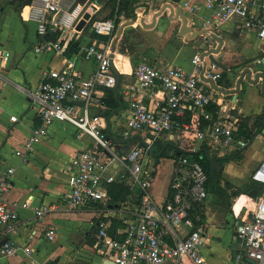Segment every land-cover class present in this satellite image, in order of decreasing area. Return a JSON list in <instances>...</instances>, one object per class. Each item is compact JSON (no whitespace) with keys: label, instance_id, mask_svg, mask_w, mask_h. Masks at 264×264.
Listing matches in <instances>:
<instances>
[{"label":"built area","instance_id":"obj_1","mask_svg":"<svg viewBox=\"0 0 264 264\" xmlns=\"http://www.w3.org/2000/svg\"><path fill=\"white\" fill-rule=\"evenodd\" d=\"M201 2L209 12V16L201 20L210 31L233 22L239 29L264 40V0ZM73 4H65L63 0H31L27 18L36 25L34 55L62 54L70 41L68 36L77 32V24L90 10L86 25L91 33L99 37L113 34L115 19L94 18L97 7L91 0L72 8ZM181 9L197 13L200 6L183 3ZM54 34H58L55 39L49 37ZM112 55L109 45L101 47L92 42L80 50L83 60L95 64L89 77L79 79L72 66L45 71L39 86L30 94L36 103L39 124L33 127L22 150L16 152L17 156L24 159L55 122L72 126L77 138L85 136L90 142L70 157V189L63 206L31 205L29 200L19 206L31 208L38 220L61 208L95 211L94 238L101 262L203 264L200 249L205 241L203 214L208 196L205 170L198 161L179 151L178 156H172L168 197L163 203H157L151 194L155 170L148 163L152 158V145L164 135L176 136L190 152L205 147L218 156L232 147L238 137V119L223 114L221 94L207 82L213 80L220 86L222 71L202 53L192 57L191 72L175 66L137 64L131 73L133 83L123 89L127 108L116 118L121 127L116 138L140 137L141 141L117 152L115 147L119 144L108 132L111 115L106 118L91 112L106 109L102 90L116 89L118 85L110 66ZM248 142L240 137L236 144L242 148ZM174 147L182 150L180 146ZM113 165L118 167L117 171L112 170ZM13 175V168L0 175V259L21 250L8 240L3 242L4 237L14 231L18 220L16 210L5 201V194L13 188ZM250 180L262 191L244 201L238 211L235 204L240 197L235 200L232 207L235 233L249 264H264V157L252 171ZM111 183H123L137 196L136 202L127 201L120 206L124 223L121 228L112 229L105 216L111 204L107 190ZM54 236L53 229L45 233L49 241ZM23 251L29 254L32 250L26 247Z\"/></svg>","mask_w":264,"mask_h":264},{"label":"crops","instance_id":"obj_2","mask_svg":"<svg viewBox=\"0 0 264 264\" xmlns=\"http://www.w3.org/2000/svg\"><path fill=\"white\" fill-rule=\"evenodd\" d=\"M65 4H73L76 0H63ZM171 0H134L133 8L136 14L135 19L118 17L119 24L110 37H99L91 33L87 25L76 33L70 34V39L62 54L45 53L34 55L32 49L36 43L34 22L28 20L29 7L21 8L19 0H0V175L9 168L14 169L13 188L5 194V201L14 208L17 213V224L14 231L4 237L3 241H10L21 248L14 256L0 259V264H101V259L96 252V241L94 238L97 222V214L92 209L66 210L57 209L36 219L31 208H22L19 204L29 200L31 205L63 206V200L69 192L68 170L70 168V157L74 151L90 142L88 137L77 138L75 129L60 122L53 123L48 128L47 135L36 145L31 152L26 153L24 159L16 155L21 151L24 142L28 138L33 127L39 124L36 103L30 96L39 86L41 77L45 71L58 70L72 66V70L79 79H85L94 71L95 64L92 61H85L80 56V50L84 46L96 42L101 47L109 45L113 52L112 64L119 74L116 95L120 101L118 109L110 116L108 129L109 135L115 139L117 152L128 150L137 142L140 137L130 139H117L116 135L121 130L120 123L116 121L118 115L127 108L126 97L123 95L125 85L133 83L131 73L134 67L140 63H148L158 67H179L191 72L193 65L192 57L197 51H206L216 48L218 43L209 35L200 37L197 41L187 43L177 37L174 29L180 27V21H169L167 11L157 17L153 27L144 29L139 24V19L144 17L145 23H151L152 14L160 7ZM97 7L94 17L96 19H116V15L110 17V8L105 7V1L100 3L92 1ZM183 3L191 6L197 4L200 10L197 13L183 12L190 27L200 30L209 29L203 26L202 17H208L209 12L202 7L201 0H180L174 7H182ZM57 15H54L56 18ZM132 20L133 23L124 26L121 34L118 29L123 23ZM125 30H134L139 35L141 42L124 47ZM117 32V33H116ZM222 40L223 44L218 53L212 57L227 67L226 79L232 89L241 74L249 68L252 77L264 68V40L259 39L254 33L239 29L233 22H227L218 29L210 31ZM49 37H53L50 35ZM156 40L158 48L152 46ZM74 45L79 50L73 52ZM169 48L168 51H165ZM186 47H191L192 55L189 59L180 57ZM70 48V51H69ZM137 59V64L132 60ZM254 61L250 62V60ZM247 60L246 66L240 68V74L231 76V66H236ZM254 63L256 70L251 69ZM222 79V78H221ZM260 81L251 85L243 80L239 92L233 96H223L221 93V109L225 116L240 119L250 117L249 125L264 110V94L260 90ZM107 89L102 90L103 96ZM227 98V99H226ZM241 102L238 105V102ZM148 103V102H146ZM254 108V110H250ZM107 109V108H106ZM106 109H93L92 115L102 116ZM218 110V107H216ZM242 109V110H241ZM245 110V112H243ZM104 117V116H102ZM264 127L256 134L252 141L245 147H237L238 139L230 149L218 156L211 151L207 155L211 158L230 157L224 162L221 168V185L229 183L233 190L239 189L241 193L236 195L230 190V204L226 207L220 199L211 191L208 192L204 206V224L206 228L205 241L201 247L203 264H249L241 253L240 242H234L235 218L232 207L237 197H240L235 204L238 211L244 201H248L247 190L252 171L257 167L264 157ZM171 139V140H170ZM245 139V138H243ZM156 142L179 146L176 136L171 138L168 135L162 136ZM152 154V152H151ZM237 155V158L235 156ZM155 157L149 160L148 165L154 167V180L151 186V194L157 203H163L169 194V180L172 171L173 158ZM162 158L169 161L167 171L161 167ZM160 165V168H159ZM159 168V169H158ZM118 167L113 165L112 170L117 171ZM163 182V189L160 200H156L159 178ZM257 189V188H256ZM135 193V192H134ZM257 194L259 190L257 189ZM105 216L114 228L124 225L121 220L120 208L109 209L107 207ZM53 229L55 236L49 241L45 233ZM28 247L31 253L26 254L23 248Z\"/></svg>","mask_w":264,"mask_h":264},{"label":"trees","instance_id":"obj_3","mask_svg":"<svg viewBox=\"0 0 264 264\" xmlns=\"http://www.w3.org/2000/svg\"><path fill=\"white\" fill-rule=\"evenodd\" d=\"M104 1H105L104 3L105 7L110 8L109 16L113 17L114 15H116L114 32L119 24L118 17L123 16L125 19H135L136 14L133 8L134 0H104ZM57 36L58 34H54L52 38L55 39ZM74 47H77V45L76 46L74 45ZM76 50H79L78 47L74 48L73 52ZM219 85L225 88L231 87L229 81L226 79L225 73H223L222 79L219 80ZM105 93L106 94L104 96L103 102L106 105L107 109L102 114V116L108 118L113 112H115L118 109L120 101L118 99V96L116 95V89H107ZM213 109L216 110V107H213ZM249 123H250V117L240 119L238 122L237 135L239 137L242 136L243 138L252 141L255 138L256 134L259 133L264 127V110L259 116H257L254 119V123L252 125H249ZM163 145L164 144L158 142H155L152 145L151 152L154 157L155 155L157 156V154L162 150ZM169 145L166 144L167 147H169ZM179 146L182 148V150L176 151L177 153L180 151L183 154L189 156L190 158L198 161L205 170L208 176V181H207L208 192L211 191L214 195L217 196L218 199L221 200V202L226 207L229 208L231 206L229 202L231 194L229 193V191L233 190V187L227 182H225L223 186L221 185V168L224 162L230 160V157H223V158L212 157L214 159H217V161H219V167L215 173V177L212 178L209 173V166H210L209 158L211 157L209 155L206 156L204 154V151L207 150L205 147H201L197 152H190L189 150H186L184 147H182L180 143ZM169 155L170 152L169 151L166 152L164 150L158 157H166ZM235 158H237V155L235 156ZM254 188H257L259 190V193H261L262 191L261 188L256 183L250 180L249 185L247 186V190ZM107 190L111 204H119L121 206L127 201L136 202L137 200V196L135 195L134 191L130 190V188L124 185L123 183L108 184ZM232 193L239 195L241 193V190L236 189L233 190Z\"/></svg>","mask_w":264,"mask_h":264},{"label":"water","instance_id":"obj_4","mask_svg":"<svg viewBox=\"0 0 264 264\" xmlns=\"http://www.w3.org/2000/svg\"><path fill=\"white\" fill-rule=\"evenodd\" d=\"M86 0H76L72 6V8L76 5V4H83ZM96 3H100V0H95ZM180 0H171L169 2L164 3L160 9H158L157 11H155L152 14L151 17V23H145L144 21V17H141L139 19V24L141 25L142 28L144 29H149L151 27H153V25L156 22L157 17L162 16L166 11L167 13V19L169 21L175 22V21H180V27L178 29L177 32V37L182 38L184 41H186L187 43H192L197 41L200 37H204L209 35L213 40H215L218 45L216 48H210L207 49L206 51L202 52L203 56H207L208 59L214 63L216 65V67H218L219 69H221L223 72H227V67H225L224 65H222L221 63H219L218 61H216L212 55L215 53H218L221 49V46L223 44L222 40L220 39V37H218L216 34L210 32L209 29H200V30H196L192 27H190L187 23V18L184 15L181 7H174L173 5H177L179 3ZM19 2L21 3V8L24 7H28L31 4V0H19ZM92 12V10H90V13ZM87 13L86 15H84V17L79 21V23L77 24V31H81L85 25H86V20L89 18V14ZM133 21H127L125 23H123L122 25H120L119 29H118V35L121 34V31L123 29L124 26L130 25L132 24ZM111 69L114 73V75L116 76L117 82L119 79V74L117 72V70L114 68L112 61L110 63ZM245 80L247 81L249 84L254 85L256 83H258L259 80L260 81V90L261 93L264 94V73L258 72L254 75V77H252V72L249 68L244 69L241 74L239 75L236 83H235V87L232 89H224L223 87L217 86L215 85V83L213 82V80H207V82L210 83V86L217 92L221 93L223 96H235L238 92H239V88H240V84L241 82ZM241 102H238V105H240ZM264 134V132H263ZM170 152L171 156H178L179 153H177V149L174 147V145H169V147H167L166 145L163 146L162 150L159 152V155L163 152ZM204 154L207 156V151H204ZM209 162H210V166H209V173L210 176L213 178L215 177V173L219 167V161H217V159L214 158H209ZM255 195H257V189L254 188L252 189V191L249 193V196L254 197ZM109 209H114V208H120L119 204H109L107 206ZM4 242V241H3ZM234 242H239L238 238L236 237V233L234 232ZM101 264H115L112 261L109 260H103L101 262Z\"/></svg>","mask_w":264,"mask_h":264},{"label":"rangeland","instance_id":"obj_5","mask_svg":"<svg viewBox=\"0 0 264 264\" xmlns=\"http://www.w3.org/2000/svg\"><path fill=\"white\" fill-rule=\"evenodd\" d=\"M178 27L176 26V28L174 29V33L176 34L177 32H178ZM117 33V32H116ZM124 34V39H125V43L123 44L124 45V47H127V48H129L130 47V45L132 46V45H135L136 43H139V42H141V39H140V37H139V35H137L136 33H135V31L134 30H125V32L123 33ZM152 46L154 47V48H158L159 47V44L157 43V41L156 40H154V41H152ZM168 47H167V49L165 50V51H168ZM197 53H201V51H197ZM193 53H192V49H191V47H186L184 50H183V52H181V54H180V57H182V58H186V59H189L190 57H191V55H192ZM135 60H137V59H133L132 60V62H133V64H137V61H135ZM252 61H254V59H252V60H250V62H252ZM250 62H248L247 60L245 61V60H243L242 61V63H240V64H238V65H236V66H231V76L230 77H232V78H234L235 79V76L237 75V74H240V72H241V70H240V68H242V67H244V66H246L247 65V63H250ZM251 69L252 70H256V66H255V64L254 63H251ZM262 72L264 73V68H262ZM226 75H227V73H226ZM231 86V85H230ZM231 88V87H230ZM227 99V98H226ZM242 110V109H241ZM250 110H254V108H252V109H250ZM243 112H245V110L243 111ZM152 159V158H151ZM161 167H162V170L163 171H167V169H168V167H169V161L167 160V159H165V158H162V163H161ZM159 168H160V165H159ZM158 168V169H159ZM159 183H160V185H159V187H158V191L156 192L157 194L155 195L154 194V197H155V199L158 201V200H160V198H161V193H162V189L164 188L163 187V182H161V177L159 178Z\"/></svg>","mask_w":264,"mask_h":264}]
</instances>
